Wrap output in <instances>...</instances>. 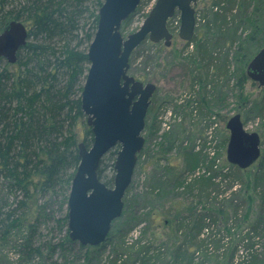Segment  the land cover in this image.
<instances>
[{"label":"trees","instance_id":"1","mask_svg":"<svg viewBox=\"0 0 264 264\" xmlns=\"http://www.w3.org/2000/svg\"><path fill=\"white\" fill-rule=\"evenodd\" d=\"M94 1L98 12L104 0ZM92 4V0H0V32L14 20L22 22L29 32L27 45L20 50L15 64L0 57V264H17L2 255L3 249L10 245L22 250V261L18 264L47 261L38 236L42 225L50 222L66 229L63 240L48 245L50 259L58 249L72 251L68 246L77 243L69 236L67 205L80 163L77 130L84 126L85 144L90 147L93 143L81 105L90 68L88 50L99 18L96 14L87 29L88 18L94 15ZM237 4V0H230V7L223 8L219 14L220 27L228 37L232 24L229 20L230 17L235 20L233 11ZM250 41L257 43V51L247 54L246 63L264 46V41H256L254 35ZM202 46L205 48L200 50L199 59L213 77L219 69L213 51L217 45L202 42ZM135 54L136 50L131 56L130 70ZM185 133L182 124L167 133L159 152L178 151L179 166L165 157L153 163L152 179L156 185L151 187L152 191L169 194L171 190L183 189L180 193L188 196L185 202L174 199L176 213L167 220L170 231L166 241L155 232L149 240L144 239L147 233L144 226L140 228L139 238L130 246L124 244L112 264H264V182H249L247 187H251L254 195L245 191L244 196H248L242 198L243 190L237 188L240 182H215L217 173L191 180L188 173L195 172L203 158L195 150L196 145L187 149L182 143L178 145ZM119 150L120 146H116L107 154L112 157L113 168ZM106 156L98 174L109 186L114 184V177L104 181L102 164ZM258 162V169L264 171L263 151ZM229 169L239 178L240 168L230 165ZM129 191L130 188L127 194ZM256 194L263 200L258 208ZM189 196H193L192 202H188ZM220 196L225 199L218 209L216 201ZM125 209L124 206L122 216L113 223L105 243L95 247L78 244L81 249L90 248L91 252L100 254L112 237L124 240L144 224L137 212ZM232 220L236 224L241 222L235 232L229 227ZM155 222L156 219L152 224ZM260 243L261 247H257ZM89 253L85 254L84 264H90Z\"/></svg>","mask_w":264,"mask_h":264},{"label":"rangeland","instance_id":"2","mask_svg":"<svg viewBox=\"0 0 264 264\" xmlns=\"http://www.w3.org/2000/svg\"><path fill=\"white\" fill-rule=\"evenodd\" d=\"M92 1L91 10L94 15L88 18L87 29L92 26L96 14L99 13V11L96 12L95 1ZM237 1L238 4L233 11L235 20L232 17L229 20L232 22L229 26L230 37L227 36L226 31L221 29V15H219L223 8L230 7V0H206L199 2L196 6L197 28L192 41L185 42L179 37V26L176 21L178 17L180 18V13L177 12L175 14L177 17L173 19L171 26L168 25L173 34L170 47H166L164 42L156 44L147 39L136 49L133 69L129 71V74L144 83H154L157 87L146 118V130L143 134L146 139L145 150L139 157L130 191L125 197V208L128 212H137L138 216L145 220L144 224L137 226L138 228L129 233L124 240L112 237L103 246L100 254L91 252L90 248L82 250L80 243L77 242L73 247L68 246L72 251L60 252L58 249L52 259H50L48 245L54 246L55 243L63 240L66 229L53 222L44 224L40 229L38 239L40 238V243L44 245L45 256L49 259L47 258L48 260L44 262L36 260L33 264H84L87 251L90 252V264H112V260L124 249V244L130 246L139 238L140 228L144 226H147L144 239L149 240L151 234L155 232L166 241L170 231L166 226L169 225L167 220L176 213L173 208L174 199L185 202L187 195L180 193L183 189L171 190L169 194L164 191H152L151 187L156 185L152 179L154 177L153 163L154 160L165 157L173 165L179 166L178 151L173 150L166 154L159 152L165 142L166 134L172 132L180 124L186 129V133L181 135L182 141L178 145L182 143L183 148L186 149L196 145L195 150L200 152L203 158L200 160V167L195 172L188 173L191 180L202 176L210 177L211 174L217 173L218 178L215 182H240L237 188H242V198L249 194L254 195L247 184L264 182V171L258 169V162L249 169L241 170V175L236 178L238 175L229 169L230 164L226 157L230 136L226 124L232 116L241 113L246 130L259 133L263 143L264 87H260L248 77L247 64L249 63H246L245 58L247 54H254L257 51V43H249L252 42L250 41L251 36L254 35L258 42L264 41L262 34L264 31V0ZM155 4L156 0H145L141 3L131 20L123 24L122 32L125 37L142 27ZM202 42H208L211 46L217 45L213 51L216 52L215 58L219 69L213 77L211 74L208 75L204 63L199 59L200 50L205 48ZM226 42L227 44H222ZM77 132L78 143H81L86 139L84 126L80 127ZM262 151L264 154V145H262ZM102 173L105 182L115 176L111 155L106 156L102 164ZM187 182L190 181L187 180ZM245 191L248 193L247 196H244ZM255 197V205L258 208L263 200L259 194ZM224 199L225 196H220L216 201L218 209L224 205L222 202ZM192 201L193 196H189L188 202ZM155 219L156 222L152 224ZM240 223L236 224L232 220L229 227L235 232L241 226ZM261 245L262 243L257 247ZM2 255L7 256L10 262L18 264L22 261V250L19 246L5 247Z\"/></svg>","mask_w":264,"mask_h":264},{"label":"water","instance_id":"3","mask_svg":"<svg viewBox=\"0 0 264 264\" xmlns=\"http://www.w3.org/2000/svg\"><path fill=\"white\" fill-rule=\"evenodd\" d=\"M199 0H156L142 27L124 36L123 24L133 16L142 0H104L98 13V26L88 50L90 68L84 83L81 105L93 134V143L78 146L80 163L71 183L68 199V228L73 241L83 246L105 243L113 223L124 210V198L146 140V118L156 92L154 83H144L129 74L133 52L147 39L172 45L168 23L180 13L179 37L190 42L196 34V8ZM206 1V0H204ZM28 28L20 21L8 22L0 32V57L18 61L27 45ZM248 77L264 87V46L249 62ZM226 128L230 133L226 157L229 164L249 169L262 155V138L246 130L241 113L232 116ZM120 146L115 161L114 185L99 178L103 158Z\"/></svg>","mask_w":264,"mask_h":264},{"label":"built area","instance_id":"4","mask_svg":"<svg viewBox=\"0 0 264 264\" xmlns=\"http://www.w3.org/2000/svg\"><path fill=\"white\" fill-rule=\"evenodd\" d=\"M176 23L179 25V21L177 20Z\"/></svg>","mask_w":264,"mask_h":264},{"label":"flooded vegetation","instance_id":"5","mask_svg":"<svg viewBox=\"0 0 264 264\" xmlns=\"http://www.w3.org/2000/svg\"><path fill=\"white\" fill-rule=\"evenodd\" d=\"M201 1H202V0H199L198 3L201 2ZM198 3H197V4H198Z\"/></svg>","mask_w":264,"mask_h":264}]
</instances>
